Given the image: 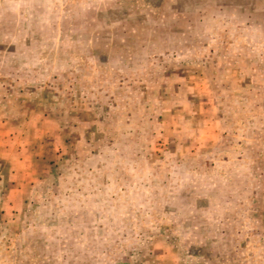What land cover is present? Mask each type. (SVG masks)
Wrapping results in <instances>:
<instances>
[{
    "label": "rangeland",
    "instance_id": "374dc122",
    "mask_svg": "<svg viewBox=\"0 0 264 264\" xmlns=\"http://www.w3.org/2000/svg\"><path fill=\"white\" fill-rule=\"evenodd\" d=\"M0 264H264V0H0Z\"/></svg>",
    "mask_w": 264,
    "mask_h": 264
}]
</instances>
